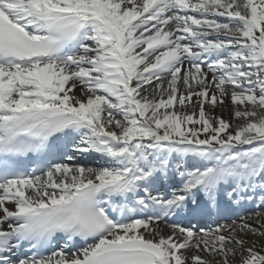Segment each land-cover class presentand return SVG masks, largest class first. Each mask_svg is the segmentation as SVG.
Segmentation results:
<instances>
[{"label": "snow or ice", "instance_id": "snow-or-ice-1", "mask_svg": "<svg viewBox=\"0 0 264 264\" xmlns=\"http://www.w3.org/2000/svg\"><path fill=\"white\" fill-rule=\"evenodd\" d=\"M245 203L264 216V0H0V264H264L246 218L159 229Z\"/></svg>", "mask_w": 264, "mask_h": 264}, {"label": "bare ground", "instance_id": "bare-ground-1", "mask_svg": "<svg viewBox=\"0 0 264 264\" xmlns=\"http://www.w3.org/2000/svg\"><path fill=\"white\" fill-rule=\"evenodd\" d=\"M165 86H166V82H165ZM77 94L79 95V91L77 90ZM206 111L214 116L217 117H223L225 120H231L232 119V112H233V106L231 105V101L226 99L225 100V104L223 106H218L215 109L209 108L206 106ZM85 159V160H84ZM96 160L94 158V156H89L87 154H85V156L79 160L80 163L84 164V161H89L88 163H92L94 165L97 164ZM10 208L12 207L11 205H8ZM256 211V210H251L248 212V214L243 215V218H246L251 224H253L256 227H264V216H261L259 218H257L256 216H254L252 213ZM241 217L239 218H235L233 219V221H236L237 223H239ZM213 227V226H212ZM215 227V226H214ZM159 229L162 230L163 235L167 236L170 233V227L165 226L161 223V221L159 222ZM250 239L255 240L258 244H262L264 245V236H261L259 234H257L256 236H251ZM195 250H188L185 252V254L189 257H191L193 255V252ZM200 255H204L207 256L206 253H197Z\"/></svg>", "mask_w": 264, "mask_h": 264}]
</instances>
